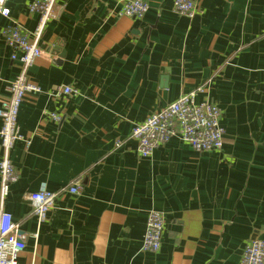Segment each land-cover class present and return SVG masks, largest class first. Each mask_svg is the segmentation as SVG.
Returning a JSON list of instances; mask_svg holds the SVG:
<instances>
[{
	"label": "crops",
	"instance_id": "0c3cea01",
	"mask_svg": "<svg viewBox=\"0 0 264 264\" xmlns=\"http://www.w3.org/2000/svg\"><path fill=\"white\" fill-rule=\"evenodd\" d=\"M124 1L57 0L42 31L28 69L42 92L20 107L6 195L0 177V207L26 238L19 264H240L264 239V0H196L194 18L174 0L119 15ZM31 2L6 0L0 14V103L20 71L2 30L32 32ZM67 85L79 93H57ZM199 86L222 109L223 148L173 138L142 157L134 126ZM43 188L57 196L40 222L27 195ZM153 209L165 215L157 252L142 249Z\"/></svg>",
	"mask_w": 264,
	"mask_h": 264
},
{
	"label": "built area",
	"instance_id": "2783aa9c",
	"mask_svg": "<svg viewBox=\"0 0 264 264\" xmlns=\"http://www.w3.org/2000/svg\"><path fill=\"white\" fill-rule=\"evenodd\" d=\"M146 0H125L119 15L142 18L149 10ZM31 13H37L39 20L32 32H27L16 21L3 28L6 43L15 51L12 61H18L20 71L8 88L9 97L1 100L0 128L1 145L4 156L0 160V177L2 193H8L9 185L18 179V172L10 158L14 143L22 138L18 125L20 107L28 95H38L42 88L28 79V69L43 54L39 39L45 25L59 14L57 0H32L28 5ZM173 10L194 18L201 13L196 0H174ZM10 8L6 0H0V14L10 16ZM58 94H77L79 90L71 86H62L56 90ZM206 89L199 86L180 96L176 101L150 114L143 122L134 126L131 138L138 144L142 157H149L160 145L173 138L189 144L197 151L221 150L224 146L226 130L221 123L222 109L218 103L205 95ZM54 120H60L57 113H50ZM120 142L118 143V145ZM69 191L79 194L81 183L76 182ZM57 192L40 189L27 195L34 213L40 222L44 221L53 209ZM165 228V215L153 209L149 212L142 249L157 252L162 246ZM26 247V238L20 233L19 225L11 213L0 207V264H19L21 253ZM240 264H264V239L255 238L244 248Z\"/></svg>",
	"mask_w": 264,
	"mask_h": 264
}]
</instances>
